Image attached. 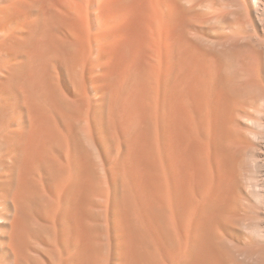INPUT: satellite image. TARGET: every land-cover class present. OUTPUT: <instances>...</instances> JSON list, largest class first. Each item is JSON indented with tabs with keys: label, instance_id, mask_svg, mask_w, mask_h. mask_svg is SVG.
Instances as JSON below:
<instances>
[{
	"label": "bare ground",
	"instance_id": "6f19581e",
	"mask_svg": "<svg viewBox=\"0 0 264 264\" xmlns=\"http://www.w3.org/2000/svg\"><path fill=\"white\" fill-rule=\"evenodd\" d=\"M0 264H264V0H0Z\"/></svg>",
	"mask_w": 264,
	"mask_h": 264
}]
</instances>
